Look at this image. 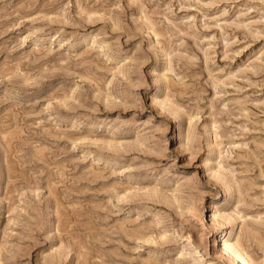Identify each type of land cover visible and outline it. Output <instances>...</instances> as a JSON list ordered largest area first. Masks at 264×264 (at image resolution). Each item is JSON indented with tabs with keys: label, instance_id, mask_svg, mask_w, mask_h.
<instances>
[{
	"label": "rangeland",
	"instance_id": "374dc122",
	"mask_svg": "<svg viewBox=\"0 0 264 264\" xmlns=\"http://www.w3.org/2000/svg\"><path fill=\"white\" fill-rule=\"evenodd\" d=\"M0 264H264V0H0Z\"/></svg>",
	"mask_w": 264,
	"mask_h": 264
},
{
	"label": "bare ground",
	"instance_id": "6f19581e",
	"mask_svg": "<svg viewBox=\"0 0 264 264\" xmlns=\"http://www.w3.org/2000/svg\"><path fill=\"white\" fill-rule=\"evenodd\" d=\"M225 249V248H224ZM226 251V250H225Z\"/></svg>",
	"mask_w": 264,
	"mask_h": 264
}]
</instances>
